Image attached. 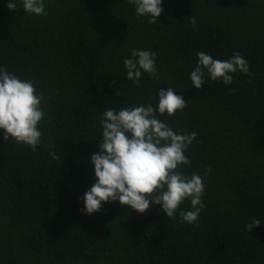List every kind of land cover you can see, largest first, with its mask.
<instances>
[{"label":"trees","instance_id":"1","mask_svg":"<svg viewBox=\"0 0 264 264\" xmlns=\"http://www.w3.org/2000/svg\"><path fill=\"white\" fill-rule=\"evenodd\" d=\"M8 2L0 67L34 82L45 117L36 151L0 131V264H264V0H162L156 24L129 0H43L47 16L27 14L21 0L10 12ZM133 49L155 52L158 79H127ZM198 52L222 61L239 52L250 75L234 73L230 85L206 75L195 89ZM167 87L188 106L157 117L197 133L182 167L206 186L198 220L180 221L190 200L175 219L159 205L140 214L118 201L82 213L104 111L156 108ZM254 218L261 225L248 232Z\"/></svg>","mask_w":264,"mask_h":264},{"label":"clouds","instance_id":"2","mask_svg":"<svg viewBox=\"0 0 264 264\" xmlns=\"http://www.w3.org/2000/svg\"><path fill=\"white\" fill-rule=\"evenodd\" d=\"M21 3L27 14L47 16L43 0H21ZM129 3L135 5L138 17H151L149 24H156L163 11L162 0H129ZM7 8L10 12L17 10L16 0H9ZM190 22L195 29L194 16ZM155 56V52L148 50H131V58L123 61L127 79L139 84L142 72L158 79ZM197 56L198 63L190 73L195 89L205 85L206 75L213 81L222 79L225 85L233 82L234 73L250 75L249 64L239 52L223 61L213 59L206 52H198ZM42 100L43 96L37 94L31 79L22 80L0 67V131L5 141L12 138L17 144L37 150L42 136L38 126L45 117ZM187 106L182 96L167 87L159 90L156 108L149 103L104 111L100 121V151L91 156L96 182L80 198L84 203L82 213L91 216L101 211L102 204L118 201L140 214L147 212L150 206L159 205L167 218L175 219L179 206L190 200L191 209L180 212V221L192 224L198 220L204 208L202 197L206 186L202 176L186 174L182 167L191 164L184 153L197 133L175 132L156 115L172 116ZM46 147L54 149L55 146ZM49 154L53 159L60 158L54 150ZM260 225L261 220L254 218L246 225V230L250 232Z\"/></svg>","mask_w":264,"mask_h":264}]
</instances>
